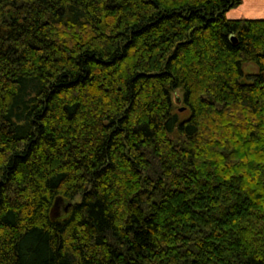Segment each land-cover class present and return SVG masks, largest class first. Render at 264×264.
I'll return each mask as SVG.
<instances>
[{"label":"trees","instance_id":"trees-1","mask_svg":"<svg viewBox=\"0 0 264 264\" xmlns=\"http://www.w3.org/2000/svg\"><path fill=\"white\" fill-rule=\"evenodd\" d=\"M241 5L0 0V264H264V19Z\"/></svg>","mask_w":264,"mask_h":264},{"label":"crops","instance_id":"crops-1","mask_svg":"<svg viewBox=\"0 0 264 264\" xmlns=\"http://www.w3.org/2000/svg\"><path fill=\"white\" fill-rule=\"evenodd\" d=\"M242 1V6L228 13L230 19H264V0Z\"/></svg>","mask_w":264,"mask_h":264},{"label":"rangeland","instance_id":"rangeland-1","mask_svg":"<svg viewBox=\"0 0 264 264\" xmlns=\"http://www.w3.org/2000/svg\"><path fill=\"white\" fill-rule=\"evenodd\" d=\"M242 5H243V1H242ZM241 5V6H242ZM247 71H254V69L252 67H248L246 69ZM181 98H182V93L180 91H178L173 99H174V105H175V108H176V112L181 116V117H188L189 115V112L188 110H185L184 107H183V104H182V101H181ZM77 201H79V199H76ZM59 203V204H58ZM58 204L55 209H53L52 211V216L53 217H58V218H61V217H65L68 213H69V210L70 208L72 207V204L71 203H67L66 201H64V199L62 198H58L55 202V205Z\"/></svg>","mask_w":264,"mask_h":264}]
</instances>
